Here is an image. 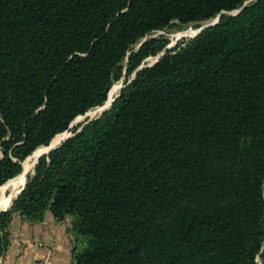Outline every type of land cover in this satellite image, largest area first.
Returning a JSON list of instances; mask_svg holds the SVG:
<instances>
[{
    "label": "trees",
    "instance_id": "trees-1",
    "mask_svg": "<svg viewBox=\"0 0 264 264\" xmlns=\"http://www.w3.org/2000/svg\"><path fill=\"white\" fill-rule=\"evenodd\" d=\"M248 1L0 0V186L126 80L0 213V256L14 213H51L74 264H264V0L136 76L168 42L133 50Z\"/></svg>",
    "mask_w": 264,
    "mask_h": 264
},
{
    "label": "crops",
    "instance_id": "crops-1",
    "mask_svg": "<svg viewBox=\"0 0 264 264\" xmlns=\"http://www.w3.org/2000/svg\"><path fill=\"white\" fill-rule=\"evenodd\" d=\"M13 187L8 186V188ZM6 232L8 246L4 254L0 256V264H39L47 256L49 250L52 252L50 264H72L73 262L75 238L70 217L60 221L51 213H47L42 222L32 223L21 214L14 213Z\"/></svg>",
    "mask_w": 264,
    "mask_h": 264
},
{
    "label": "rangeland",
    "instance_id": "rangeland-1",
    "mask_svg": "<svg viewBox=\"0 0 264 264\" xmlns=\"http://www.w3.org/2000/svg\"><path fill=\"white\" fill-rule=\"evenodd\" d=\"M250 1V0H249ZM249 5L253 2H255L256 0H251V2H249ZM227 15H234L235 12H231V13H226ZM220 18V15L212 20H209V21H205V22H199V23H193V24H188V25H183V24H179L177 22L173 23L171 26L163 29V30H159V31H156L150 35H148L145 39H143L142 41H140L137 45H135L133 47V50L136 51L139 49V47L147 40H151V39H161V40H164L166 42H168V46L166 47L167 50H170V49H173L175 48L179 43L185 41V40H189V39H192L194 37H196L197 35H199V33L201 31H203L206 27L210 26V25H213V24H216L217 22H219V19ZM165 49V50H166ZM164 50V51H165ZM164 51L162 53H164ZM161 53V54H162ZM160 54V55H161ZM156 56V57H150L146 60V62L149 64L155 62L159 56ZM126 64V62L124 63ZM126 80L125 78H122L120 81L116 82V84L114 85V88L112 89L113 91V94L115 92L116 89H118V94L115 96V98H117L118 96H120V93L122 91V89L126 86L125 84ZM112 92L110 94V97H109V100L106 102V104H108L110 101H113L115 98L112 99V96H113ZM112 95V96H111ZM105 104V105H106ZM104 105V106H105ZM98 107V108H95L93 110H91V112L93 113H96V112H100L99 114L97 115H90V111L80 117H78L74 123L71 125L70 127V131H66L64 133H62L59 137H57L55 140H58V143L56 144V146L54 148H57L59 147L64 141L67 140L68 137L70 136H73V133H74V130L76 128L80 129L81 127H83L85 124H87L88 122L92 121V120H95V119H98L99 117H101L106 111L110 110L111 106L109 108H106L105 110H103V107ZM69 139V138H68ZM54 143V141H53ZM52 142L48 145V146H42L44 148H47V151L42 153L39 158L35 161V160H32L30 161V165H32V168L30 169V171L28 172L27 176H26V182L25 184L21 187V189H25L26 185L28 184L29 182V179L33 177L34 175V171H35V167L39 161V159L44 156V155H47L48 153V148H50ZM40 147V148H42ZM38 151V150H37ZM36 151V152H37ZM31 157H33V155H31ZM30 157V158H31ZM29 159V158H28ZM26 159V160H28ZM24 164V163H23ZM24 172V166H23V170H22V173ZM21 173V174H22ZM20 174V175H21ZM20 175H18L16 178H18ZM16 178L12 179V180H15ZM12 180L8 181L6 184H4L3 186H0V192H1V189L6 187ZM13 188H7L6 191H5V194L3 195L5 198H9L10 195L12 194ZM17 196V195H16ZM12 200L11 204L9 206H7L5 209L10 210L12 208V204H14L15 200L18 198L16 197ZM0 197H1V194H0ZM4 210V209H2ZM6 212V211H5Z\"/></svg>",
    "mask_w": 264,
    "mask_h": 264
},
{
    "label": "bare ground",
    "instance_id": "bare-ground-1",
    "mask_svg": "<svg viewBox=\"0 0 264 264\" xmlns=\"http://www.w3.org/2000/svg\"><path fill=\"white\" fill-rule=\"evenodd\" d=\"M117 94H118V89L115 90V92H114V94H113V96H112V99L115 98V96H116ZM111 102H112V101H110V102L108 103V105H110ZM100 112H101V111H100ZM100 112L98 111V112H96V113H93V112L90 111L89 113H90V115H97V114H99ZM57 143H58V140H54V143L52 142L50 148H54V147L56 146ZM50 148H48V150H49ZM46 151H47V148H44V147L40 148V149H39V150L33 155V157L29 158V159L23 164V166H24V172L21 174V176H20L17 180H14L13 182H11V183L8 184V186H10V185L14 186L13 189H12L13 192H12L10 198L5 199L4 196H3L5 190L8 188V186L2 188V190H1V192H0V194H1V197H0V202H1V203H0V208H1V209H2V208H6L7 206H9V205L11 204L13 198H14V197L18 194V192L20 191V187H21V186L24 184V182H25V177H26V175L28 174V172H29L30 169L32 168V165H30V161H32V160H35V161H36V160L39 158V156H40L42 153L46 152ZM2 200H3V201H2Z\"/></svg>",
    "mask_w": 264,
    "mask_h": 264
},
{
    "label": "water",
    "instance_id": "water-1",
    "mask_svg": "<svg viewBox=\"0 0 264 264\" xmlns=\"http://www.w3.org/2000/svg\"><path fill=\"white\" fill-rule=\"evenodd\" d=\"M249 2H251V0L249 1ZM249 5V3L248 2H246L245 4H244V6L241 8V9H239V10H237V11H235V14L233 15V16H237V15H239L247 6ZM223 14H226L225 12H223L222 14H220V18L222 17V15ZM219 18V19H220ZM218 23V22H217ZM216 23V24H217ZM216 24H213V25H210V26H208V27H206L204 30H206L207 28H209V27H212V26H215ZM203 30V31H204ZM203 31H201L199 34H201ZM167 51V49L164 51V53H162L160 56H159V58L155 61V62H153V63H151V64H149V65H142L137 71H136V73H135V76L137 75V73L140 71V70H142L143 68H145V67H148V66H151V65H153V64H155V63H157L158 61H160V59L164 56V54H165V52ZM119 97V96H118ZM117 97V98H118ZM117 98H115L111 103H110V105H108V104H106L104 107H103V110H105L106 108H109L110 106H112L113 105V103H114V101L117 99ZM70 137H72V136H70ZM70 137H68V138H70ZM67 138V139H68ZM56 148H50L49 150H48V153L47 154H49L51 151H53V150H55ZM23 190H24V188L23 189H21V191L18 193V195L16 196V197H19V195L23 192ZM13 205V204H12ZM5 211H7V209H4V210H0V213H2V212H5Z\"/></svg>",
    "mask_w": 264,
    "mask_h": 264
},
{
    "label": "built area",
    "instance_id": "built-area-1",
    "mask_svg": "<svg viewBox=\"0 0 264 264\" xmlns=\"http://www.w3.org/2000/svg\"><path fill=\"white\" fill-rule=\"evenodd\" d=\"M52 252L49 250L47 256L39 264H50ZM74 264V261L72 262Z\"/></svg>",
    "mask_w": 264,
    "mask_h": 264
}]
</instances>
